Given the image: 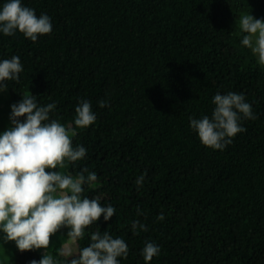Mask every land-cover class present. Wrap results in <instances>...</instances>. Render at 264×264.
Here are the masks:
<instances>
[{"label": "trees", "instance_id": "trees-1", "mask_svg": "<svg viewBox=\"0 0 264 264\" xmlns=\"http://www.w3.org/2000/svg\"><path fill=\"white\" fill-rule=\"evenodd\" d=\"M22 3L51 17L53 31L36 42L0 33V61L18 56L24 69L18 82H4V93L17 103L34 95L56 105L51 117L72 125L73 145L87 149L84 159L67 162L68 173H95L83 194L116 209L83 239L60 230L67 243L49 254L68 264L92 233L108 231L129 247L120 264H145L146 241L161 248L150 264H264V65L234 26L245 13L264 18V0ZM229 92L243 94L256 118H242L246 132L224 150L205 147L190 118L211 117L214 96ZM81 100L97 116L85 129L74 124ZM135 221L147 231L134 233ZM42 256L18 251L14 264Z\"/></svg>", "mask_w": 264, "mask_h": 264}, {"label": "clouds", "instance_id": "clouds-1", "mask_svg": "<svg viewBox=\"0 0 264 264\" xmlns=\"http://www.w3.org/2000/svg\"><path fill=\"white\" fill-rule=\"evenodd\" d=\"M235 34H243L242 46L258 57L264 65V19L252 14H242L236 20ZM17 31L36 42L40 36L53 31L51 17L37 15L35 9L25 6L22 0H4L0 7V33L15 36ZM23 65L18 56L0 61V93L6 91L5 81H19ZM212 116L190 118L191 128L198 133L200 142L214 150H224L238 134L246 132L241 119L252 120V106L243 94L229 92L216 94ZM101 108L108 107L105 100ZM54 103L41 105L34 95H25L19 103L11 105V127L0 134V233L5 242H15L21 252L43 249L45 254L32 264H59L47 251L51 239L61 229L67 228L70 241L83 239L85 230L103 216L105 222L112 219L116 209L105 206L101 198H89L83 193L84 185L93 186L98 177L85 167L73 176L57 171L66 162L75 163L85 158L87 149L73 145L75 135L72 125H65L51 117ZM74 124L85 129L93 125L97 116L87 100H81L75 108ZM21 118H26L23 121ZM51 169L53 171H46ZM87 173V176H85ZM145 172L137 180L143 185ZM163 221L161 214L157 217ZM132 229L147 231L146 226L135 221ZM91 242L83 247L68 264H120L119 257L127 258L129 247L124 239L113 238L108 231L91 234ZM58 255H66L63 247ZM161 248L146 241L142 249L145 264L159 256Z\"/></svg>", "mask_w": 264, "mask_h": 264}, {"label": "rangeland", "instance_id": "rangeland-1", "mask_svg": "<svg viewBox=\"0 0 264 264\" xmlns=\"http://www.w3.org/2000/svg\"><path fill=\"white\" fill-rule=\"evenodd\" d=\"M264 19V18H262ZM237 27L236 24H234ZM17 102L12 98L9 93H0V134L6 131L9 127H11L10 122V114H11V105L16 104ZM68 165L66 162V167L64 169L58 168L57 171H63L68 173ZM46 171H53L51 169H46ZM64 229V228H63ZM61 229V230H63ZM65 231V229L63 230ZM63 231H59L55 236L51 239V245L47 250L49 253L52 251V248L60 243L66 244L67 239L65 234H62ZM0 237H3V233H0ZM20 251L15 242H5L2 238H0V264H14L16 253ZM43 255L45 254L44 250H39Z\"/></svg>", "mask_w": 264, "mask_h": 264}]
</instances>
